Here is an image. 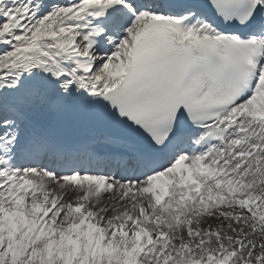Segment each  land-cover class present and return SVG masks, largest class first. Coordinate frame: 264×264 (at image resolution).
I'll list each match as a JSON object with an SVG mask.
<instances>
[{
  "label": "snow or ice",
  "instance_id": "obj_1",
  "mask_svg": "<svg viewBox=\"0 0 264 264\" xmlns=\"http://www.w3.org/2000/svg\"><path fill=\"white\" fill-rule=\"evenodd\" d=\"M0 264H264V0H0Z\"/></svg>",
  "mask_w": 264,
  "mask_h": 264
}]
</instances>
